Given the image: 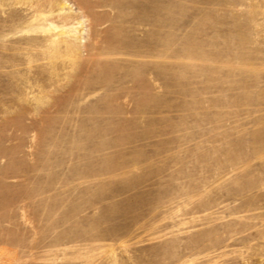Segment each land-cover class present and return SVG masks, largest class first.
Masks as SVG:
<instances>
[{
  "label": "rangeland",
  "instance_id": "rangeland-1",
  "mask_svg": "<svg viewBox=\"0 0 264 264\" xmlns=\"http://www.w3.org/2000/svg\"><path fill=\"white\" fill-rule=\"evenodd\" d=\"M0 264H264V0H0Z\"/></svg>",
  "mask_w": 264,
  "mask_h": 264
}]
</instances>
